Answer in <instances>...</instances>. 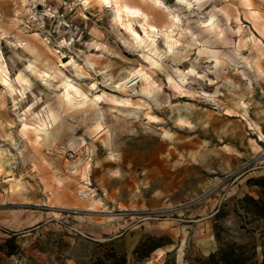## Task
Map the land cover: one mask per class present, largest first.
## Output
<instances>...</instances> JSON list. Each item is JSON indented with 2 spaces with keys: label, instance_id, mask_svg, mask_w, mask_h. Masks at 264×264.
I'll return each mask as SVG.
<instances>
[{
  "label": "rangeland",
  "instance_id": "rangeland-1",
  "mask_svg": "<svg viewBox=\"0 0 264 264\" xmlns=\"http://www.w3.org/2000/svg\"><path fill=\"white\" fill-rule=\"evenodd\" d=\"M160 1L182 20L174 55L150 34L171 19L148 0H0V52L13 80L35 84L23 99L0 82V216L24 224L0 241V264H207L232 244L264 264V220L242 202L260 198L250 181L264 178L252 162L264 141V0ZM49 7L72 12L27 29ZM72 60L86 79L60 67ZM30 65L56 74L40 83Z\"/></svg>",
  "mask_w": 264,
  "mask_h": 264
},
{
  "label": "bare ground",
  "instance_id": "bare-ground-1",
  "mask_svg": "<svg viewBox=\"0 0 264 264\" xmlns=\"http://www.w3.org/2000/svg\"><path fill=\"white\" fill-rule=\"evenodd\" d=\"M150 1L155 7H158L160 9H163L166 13H168L170 19H171V27L169 29H166L162 32H159L155 29H153L150 34L152 37H163L165 40V45L167 48V51L169 54L174 55L175 52L180 48V42L177 38V36H182L184 31L181 29L182 26V20L178 15H174L172 13V10L167 7L162 1L160 0H148ZM193 1H199V0H193ZM188 2V0H178V5L181 8H184V5ZM189 6L192 5V3L188 4ZM202 28L207 29L206 31L209 33L216 34L220 31L218 25L215 23L213 19H209L205 22H202ZM145 59L151 64V65H157V62L150 56H145ZM109 60H121L123 63H129V60L122 57L118 53H114L113 56L109 57ZM129 65V64H128ZM71 67L72 71L75 72L76 76L81 79H86L85 72L83 68L77 64L76 61L72 60L68 63V65L62 64L60 67ZM92 71H95L97 66L91 65ZM100 67V75H102L103 72H111L112 71V65L110 63H105ZM29 69L33 73L35 79L43 83L45 81H48L52 78L53 75L56 74V72L52 69L48 68L47 72H40L35 66L30 65ZM128 71H132V68H128ZM181 77H183V73H179ZM137 78L141 79L142 81L149 83V76L145 72H137ZM172 80V79H171ZM0 82L1 85L6 89V91L13 97H19L23 99H27V94L31 93L33 91V88L35 84L26 79L23 74L18 75L16 79H12L10 76L9 68L7 63L4 60V57L2 53L0 52ZM145 92V91H144ZM157 92L156 88H151L148 91L145 92L148 96L154 97V94ZM218 93V92H217ZM203 95L206 98L212 97L211 94H208L206 91L203 92ZM99 100V99H98ZM30 130V127L28 125H24L23 133ZM38 133H43L48 137L47 131H46V125L45 123H42L39 130H35ZM0 163H2V160L0 159ZM4 164V163H3ZM22 190L23 187L20 184V181H17L15 184L11 186V193L13 196L21 197L22 196ZM0 224L5 225L3 220H0Z\"/></svg>",
  "mask_w": 264,
  "mask_h": 264
},
{
  "label": "trees",
  "instance_id": "trees-1",
  "mask_svg": "<svg viewBox=\"0 0 264 264\" xmlns=\"http://www.w3.org/2000/svg\"><path fill=\"white\" fill-rule=\"evenodd\" d=\"M260 190V198L254 200L246 197L242 200L246 204V213L255 219L264 220V178L250 181ZM220 211L216 217L219 218ZM219 240V236H216ZM254 247L232 244L220 249L215 254L210 255L207 264H258L255 260Z\"/></svg>",
  "mask_w": 264,
  "mask_h": 264
},
{
  "label": "built area",
  "instance_id": "built-area-1",
  "mask_svg": "<svg viewBox=\"0 0 264 264\" xmlns=\"http://www.w3.org/2000/svg\"><path fill=\"white\" fill-rule=\"evenodd\" d=\"M40 6V5H39ZM54 10L49 7V8H45V10H36V13L33 17H30L28 24H27V29H29L31 31L32 30H41V31H45L46 29V25L48 23H50L51 21H55L57 20H65L66 16L68 14H70L72 12V10H65L63 11V13H58V14H53ZM61 44H63V47H61L62 49L60 50L59 53L62 54V51L66 52V51H71V49L75 46L76 44V35L73 29L70 30L68 37H65L62 41ZM27 44L26 43H22L19 45L20 49H23ZM259 142H262L263 145V149L262 152L259 156H257L256 158L253 159V163L260 165V166H264V141H261L259 139ZM94 192L92 189H84V190H80L78 192V198L80 200H89L93 197Z\"/></svg>",
  "mask_w": 264,
  "mask_h": 264
},
{
  "label": "crops",
  "instance_id": "crops-1",
  "mask_svg": "<svg viewBox=\"0 0 264 264\" xmlns=\"http://www.w3.org/2000/svg\"><path fill=\"white\" fill-rule=\"evenodd\" d=\"M0 220H3V222L5 223V225L0 224V241L7 238V235L10 233L24 231V224H21L14 219L0 216Z\"/></svg>",
  "mask_w": 264,
  "mask_h": 264
}]
</instances>
